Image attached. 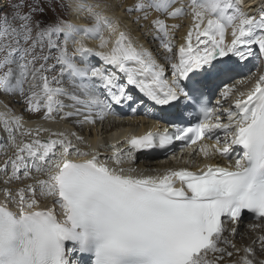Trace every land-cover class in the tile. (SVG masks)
<instances>
[{
	"label": "snow or ice",
	"instance_id": "snow-or-ice-1",
	"mask_svg": "<svg viewBox=\"0 0 264 264\" xmlns=\"http://www.w3.org/2000/svg\"><path fill=\"white\" fill-rule=\"evenodd\" d=\"M58 2L9 3L11 19L20 21L16 27L0 0V92L25 95L31 75L41 84L39 92L37 85L29 86L28 111L43 108L45 118L51 119L53 112L67 107L58 97L69 93L52 87L56 77L50 81L45 75L55 67L47 64L53 57L37 52L47 45L57 52L60 74L81 82L82 96L70 95L72 107L80 109L64 113L62 119L83 115L84 122L95 123L93 112L103 120L115 114L114 105H131L149 114L158 112L168 127L133 137L123 151L109 146L112 155L102 161L96 148L89 145L90 151H82L64 132H51L41 140L40 132L50 130L27 129L22 135L34 138L17 142L15 130L23 128V118L13 117L11 123L0 119L14 148L0 163V264H221L225 256L232 257L233 252L220 245L236 249L225 233L235 236L237 227L226 224L238 225L245 211L264 221V75L247 93H239L237 111H228L227 123L217 107H209L207 91L210 84H223L220 96L228 100L235 84L227 82L238 67L253 57L264 59V8L253 15L244 11L241 0H136L126 11L140 14L136 23L151 19L154 38L168 53L164 59L171 67L169 79L153 53L122 30L119 20L97 11L99 5L83 0L77 4L91 25L37 19L48 10L45 5L55 11ZM153 12L160 15L153 18ZM189 15L192 25L177 46L174 31L180 25L167 20ZM87 40L99 41L97 48L89 47ZM91 57L100 63L93 64ZM38 61L44 62L36 67ZM96 87L103 99L93 93ZM194 115L198 122L183 127ZM213 136L215 144L203 143ZM76 139L84 142L83 137ZM174 141L202 142L197 151L205 159L219 154L232 160L234 151L237 158L227 166L209 163L198 171L181 168L143 176L132 175L136 170L129 168L126 173L125 157L167 149ZM22 179L34 183L9 187ZM42 198H51L52 206L41 207ZM254 243L264 250V236ZM243 252L239 264H264L255 259L252 247Z\"/></svg>",
	"mask_w": 264,
	"mask_h": 264
},
{
	"label": "bare ground",
	"instance_id": "bare-ground-1",
	"mask_svg": "<svg viewBox=\"0 0 264 264\" xmlns=\"http://www.w3.org/2000/svg\"><path fill=\"white\" fill-rule=\"evenodd\" d=\"M71 2L74 4V8L76 11L74 12L71 21L68 22L81 26L88 24L91 18L87 17V15H86V19L82 18L84 16H82L81 14L85 13V11H80L77 8V4L81 2V0H71ZM83 2L89 5H99V8L96 9L97 11H103L105 15L119 20L121 22L122 30L129 32L136 43L142 45L143 47L151 51L153 55L157 58L158 62L164 65L165 74L169 78V72L171 71V67L169 63L164 59V57L168 55V53H166L165 50L161 47L159 41L154 38V30L151 24V19L148 21L141 20L139 23H136L135 18L137 15L140 14L139 13L130 14L126 11L127 8L132 7L136 3V0H104V2L106 3L103 4L101 0H83ZM183 2L187 3V0H183ZM244 3H245L244 11L249 12L253 15L258 14L260 9L264 8V0H245ZM157 15L160 14L156 12L152 13L153 18L156 17ZM167 23L169 25L171 24L180 25V27L174 31L175 44L178 46L184 43V37L187 35V32L192 25V17L189 15V16L181 17L179 19H168ZM113 39H115V37H113ZM226 39L228 42H230L232 39L230 28L228 29ZM86 43L89 47L95 49L97 48L99 41L87 40ZM71 48H72L71 50L73 51V45H71ZM175 51L176 49H174V52ZM90 60L93 64L100 63L97 57H91ZM256 60L257 57H253L250 58L248 61L244 62V64H241L238 67L237 72L234 74V78L228 81L227 83L240 85V86H242L243 84V86L245 85L244 86L245 90L243 92L247 93L254 86L255 81L259 78V76L264 75V64L261 67H259L261 64L260 65L258 64L255 68L257 69L259 67L258 70L250 74L251 67L257 64ZM244 69L246 70V72L243 71ZM242 77H245L246 80ZM237 78H239L238 81L235 80ZM77 80L78 79H73L71 80V82L69 81L68 89L71 90L72 88L73 91H71L70 93L67 92L69 93V95L61 96L60 100L62 99L64 102H68V104L73 105L74 101L70 99V95L76 94L82 96V89L80 88L81 82L79 81V85L76 86ZM241 81L244 82L241 83ZM30 85H32V83L30 84L29 82H27V85L24 87L26 95L28 94ZM220 85L222 87L223 84ZM38 87L36 88V91L39 92ZM92 91L94 94L99 95L101 99L104 98L103 92L100 88L98 87L93 88ZM239 93L237 92L235 93L236 98H234L233 101L236 100L237 98H240L239 96H236L239 95ZM24 96L25 95H23V97ZM10 101L11 100L7 101L4 98H0V109L6 110V105H8ZM217 101H220V104L217 105L219 106L218 107L219 110L220 109L226 110L230 108L231 103L233 102L230 99L223 100L220 94L219 96L216 97L215 100L216 104ZM72 105L67 109L64 107L65 109L63 108L64 110L62 109L60 112H53L52 116L54 118L51 119H46L45 113L41 114L40 112L36 113L30 111L22 113V109L20 108L23 118L22 119L23 128L22 129L18 128V130H16L18 132H15L17 142H20L22 140H28L27 137L29 138V136L22 135V132L27 129L41 128V129L50 130L48 132H44V131L40 132L38 138L41 140H47L51 132H56V133L64 132L68 134V138L73 141L75 147L80 148L82 151L85 152L90 151L89 145H91L93 148H96L100 153L101 160L103 161L106 157L112 155V149L109 146L115 145L118 149L122 151L128 149L129 146L127 144L128 143L127 136L131 135L132 133L139 134L140 131H144L143 127H145L147 124L152 126L157 125L158 124L157 121L160 120L158 119V112L149 114L147 109H144L142 107L130 106L128 108L129 112L122 113L120 112V109H118L115 105L113 106L115 114L109 113L106 116V118L103 120L98 118L96 112H93L92 118L95 120V123L84 122L83 115H79V116L73 115L62 119L61 117L64 115V113L75 112L78 109H80L79 105H77L75 108L72 107ZM15 109L9 112L10 115L9 119H11V121L13 117H21L20 116L21 113L17 112L19 111V109L18 110ZM134 110L137 111L135 112ZM220 116L223 122L226 121L228 118V117L226 118L224 117L227 116L225 112L220 114ZM73 133H75V136L72 135ZM218 134L221 137V142H223L224 135L222 134V132H219ZM44 136H47L48 138H44ZM76 136L83 137L84 142L81 143L80 141H78L76 139ZM0 137L2 141L3 140L6 141V145H4L5 148L2 146L3 148L0 149V155H2L0 156V163H2L5 159H7L8 156H11L12 153L14 152V148L13 150L7 149L12 145L9 139L10 138L9 132L5 130L2 123H0ZM101 145H103V147H100ZM147 152L148 151L135 152L134 157L131 160L125 157L124 158L125 162L123 164V167L126 170L129 168L135 169L136 171L131 173L132 175L157 176L164 174L166 171L170 169L178 170L181 168H188V167H192V168H196L197 166L201 167L205 162H209L210 160L217 162L220 158V155L216 154L208 159H205L202 154L194 151L193 153H187V152L184 153L182 157L179 158V160H177V158L175 160H170L165 158L164 159L159 158L158 160L157 159L151 160V157L153 155H150ZM145 157H147V159H145ZM73 158H77V157H73ZM88 158L89 157H78L77 159L83 160ZM32 175L34 177H39L41 179L44 178L43 175L35 172H33ZM2 181H3V176H0V188L4 187ZM32 183H34L33 179H22L19 181H14L11 185H9V187L12 188L24 187L25 185ZM0 202H3L2 194H0ZM50 206H52L51 198L41 199V207H50ZM233 226L237 227V234L235 236H232L230 233L226 232L225 236L228 239L232 240L236 245V249H239L240 251H237L236 249H233L230 246H225L221 244L220 245L221 247H227L228 251L233 252V256L232 257L225 256V259L223 262H221V264H239L240 258L244 255L243 249L247 247H252L254 249L256 260L264 261V250H261L259 243H254V241H258V238L260 236H264V223H257V224L249 223L246 228H242V226L240 225H232V224H229L226 227L231 228Z\"/></svg>",
	"mask_w": 264,
	"mask_h": 264
},
{
	"label": "rangeland",
	"instance_id": "rangeland-1",
	"mask_svg": "<svg viewBox=\"0 0 264 264\" xmlns=\"http://www.w3.org/2000/svg\"><path fill=\"white\" fill-rule=\"evenodd\" d=\"M102 1V4L103 3H106V2H104V0H101ZM11 2H15V0H4V4L2 5L3 6V9H4V13L5 14H8L9 15V20H10V23L13 25V26H16V27H18L19 26V24H20V21L19 20H12L11 19V9H10V7L8 6L9 5V3H11ZM25 2H26V4H31L32 3V0H25ZM245 2V0H241V3L243 4V9H244V3ZM60 5H64V7H61ZM45 7L48 9L46 12H45V14L43 15V16H37V19H40V20H43V21H47V22H49V23H51V22H55L58 18L59 19H64V20H67V21H71V19H72V17H73V15H74V12L76 11L75 10V8H74V4L71 2V0H59V2L55 5V8H56V10L55 11H52L51 9H50V7H48V5H45ZM23 11L24 12H27L28 11V8L27 7H25L24 9H23ZM82 16H84V17H82V18H84V19H86V15H87V17H89V15L87 14V12H85V13H82L81 14ZM90 18V17H89ZM91 19H90V21L88 22V24H86V25H91ZM34 35H35V32H34ZM71 43L68 45V50H69V52L71 53L72 52V48H71ZM37 52L38 53H40L41 55H44V56H49V55H51L53 58L52 59H49L48 61H47V64L48 65H55V67L51 70V71H48L47 73H45V75H47L48 77H49V80L51 81L52 80V77L53 76H55L56 77V81L57 82H52L51 83V86L52 87H61V88H64L65 90H66V92H67V90H70V89H68V85H69V81L71 82V80H73L71 77H69V76H67V74H65V75H61L60 74V69L58 68L59 67V65H56V61H55V59H54V57L57 55V52H56V50L55 49H49L48 48V46L47 45H45L44 46V48H43V51L42 52H40V49L38 48L37 49ZM258 58V57H257ZM258 60H260L261 61V63L263 62V59L262 58H260V59H258ZM44 61H38L37 62V64H36V67H39V64L40 63H43ZM264 64V62L259 66V67H261L262 65ZM258 64H255V65H253L252 67H251V73L250 74H252L254 71H257L258 70V68L257 69H255L256 68V66H257ZM12 68H13V71H14V73L16 72V64H13L12 66H11ZM169 78H170V76H171V71L169 72ZM249 74V75H250ZM249 75H247V76H249ZM246 77V76H245ZM245 77H242V78H244L245 80H246V78ZM244 80V81H245ZM243 81V82H244ZM27 82H29L30 84L32 83V84H37L38 86L41 84V81L39 80V78H36V79H33V77L31 76V75H29V77H28V79L25 81V84H24V87L27 85ZM241 84V83H240ZM237 86V87H236ZM245 86V85H244ZM243 86V84H242V86H240V85H235V90H234V94L229 98L230 100H233L234 98H236L235 97V93L237 92V93H239V92H243L245 89V87ZM242 87V88H241ZM241 88V89H240ZM25 89V88H24ZM38 90L40 91V87H38ZM71 91H73V89L71 88ZM26 95V94H25ZM236 96H239V95H236ZM18 97V98H17ZM0 98H4V99H6L7 101L8 100H11L10 101V103H8V105H6V110L5 109H0L1 111H0V119H2V118H4V117H6L8 120H9V122L11 123V119H9V117H10V115H9V112L11 111V110H13V109H15V110H18L19 109V111H17V112H19V113H21V109H22V113L23 112H29L28 110H27V103H26V101H25V96L23 97V95H21L18 91H16V92H13V93H11V94H6V93H4V92H0ZM59 98V100H60V98H61V96L60 97H58ZM228 99V100H229ZM62 100V99H61ZM62 102H63V104H66V106L67 107H65L66 109L67 108H69V107H71V105L70 104H68V102H64L63 100H62ZM21 108V109H20ZM64 108V109H65ZM63 109V110H64ZM2 110H4V111H2ZM25 110V111H24ZM22 113L20 114V116L22 117ZM36 113H39V112H36ZM40 113L42 114V113H45L44 112V109L42 108L41 109V111H40ZM225 118L227 117V116H224ZM16 130H18V128L16 129ZM15 130V132H18V131H16ZM222 134H223V132H222ZM224 135V134H223ZM1 138V137H0ZM32 138H34V137H32ZM31 138V136H29V138L27 137V139L28 140H30V139H32ZM44 138H48L47 136H44ZM10 139V138H9ZM2 144V145H1ZM4 145H6V141H2L1 139H0V149L1 148H5V146ZM12 145V144H11ZM3 146V147H2ZM7 149H12L13 150V146H11V147H8ZM0 156H2V155H0ZM145 159H147V157H145ZM153 158H151V160H152ZM156 160V159H155ZM138 172V171H137ZM145 174V173H144ZM151 174V173H150ZM149 174V175H150ZM245 225H247L246 223H243V225H242V227L243 226H245ZM245 230V229H244Z\"/></svg>",
	"mask_w": 264,
	"mask_h": 264
}]
</instances>
